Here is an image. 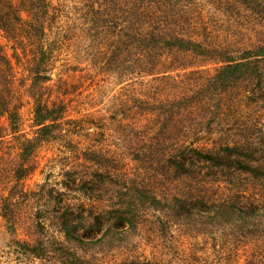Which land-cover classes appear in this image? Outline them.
I'll list each match as a JSON object with an SVG mask.
<instances>
[{
	"label": "rangeland",
	"instance_id": "1",
	"mask_svg": "<svg viewBox=\"0 0 264 264\" xmlns=\"http://www.w3.org/2000/svg\"><path fill=\"white\" fill-rule=\"evenodd\" d=\"M48 1L51 17L60 26L84 29L83 2ZM223 9L206 1L198 7L216 43L244 47L264 36L263 26L240 24L233 11ZM74 39L71 47L56 50L50 80L42 89L44 99L61 100L67 106L60 125L49 132L53 136L23 161L18 142L23 138L17 140L6 119L0 118V264H65L66 255L55 259L59 251L88 264H176L178 260L225 264L227 259L231 264H245L253 241L228 251L234 248L229 240L235 232L205 224L208 234L192 235L187 227L204 220L195 216L202 213L201 201L260 194L262 187L239 165L251 163L250 156L244 159L226 144L251 145L259 153L256 157L264 159L260 154L264 151V95L235 86L207 91L221 65L196 58L174 64L171 58H163L160 68L180 66L154 79L116 74L88 79L83 71L86 62L78 64L74 59L78 41ZM0 42L9 54L13 52L1 33ZM17 53L23 61L29 51L24 55L18 49ZM16 73L13 103L18 99L21 104L19 130L31 139L37 127H33V101L27 93L30 80L21 68L16 67ZM66 91L70 94L63 95ZM182 95L189 101H182ZM141 102H152L159 115L143 113ZM69 120L74 122L67 124ZM197 123L202 126L200 132L182 134L183 127H199ZM184 141L183 151H172L176 142ZM194 149L208 150L211 158L198 156ZM19 164L25 171L18 179ZM140 191H153L159 198L188 194L193 197L195 215L183 214L164 234L158 229L166 216L176 217L177 203L154 211L143 206ZM117 207L125 212V220L118 217ZM3 214L16 220L15 232H8ZM38 243L48 252L45 258L26 250Z\"/></svg>",
	"mask_w": 264,
	"mask_h": 264
},
{
	"label": "trees",
	"instance_id": "2",
	"mask_svg": "<svg viewBox=\"0 0 264 264\" xmlns=\"http://www.w3.org/2000/svg\"><path fill=\"white\" fill-rule=\"evenodd\" d=\"M80 1L86 8L84 29L72 28L70 25L60 26L55 16L51 17L53 8L48 0H0V33L5 42L11 44L13 50L9 54L6 46L0 42V118L6 119L11 134L17 140L23 138L18 141L23 161L29 159L41 142L53 136L49 132L58 127L65 116L67 106L61 100L56 102L44 99L42 89L44 83L50 80L56 50L71 47L73 36L74 40L78 39L74 59L78 64L86 62L83 71L88 79L96 76L107 78L115 74L143 78L151 76L154 79L158 76L164 77L166 72L180 66L179 64L174 67L175 69L170 68L172 65L160 68L163 58H171L173 64L182 58H196L201 62L221 65L216 69L217 74L212 78L211 86L205 88L207 91H218L220 88L224 90L235 86L246 92L252 90L256 95H264V36L244 47H236L231 43H216L208 30L207 22L201 17V11H198V7L204 1L212 5L217 3L226 11H233L240 24H249L254 28L255 23H258L264 27V0ZM18 49L24 55L29 51L25 60L20 59ZM16 67L21 68L23 74L26 73L27 79L30 80L27 93L33 101V127H37L36 137L31 139L21 135L19 130L21 104L18 99L16 104L13 103L16 92L14 82ZM73 68L77 69V66ZM254 79L257 80L255 84ZM245 81L247 83L243 84ZM205 89L203 91H206ZM65 94L70 93L66 91L63 95ZM174 97L169 96L171 99H175ZM180 99L186 103L190 97L182 95ZM141 104L140 109L143 113L159 115L158 111L151 108L152 102ZM176 112L178 111L168 113ZM161 114L163 115V112ZM198 125L199 127L194 128L183 127L182 134L187 137L188 134L200 132L202 126L200 123L196 126ZM185 146V141L176 142L172 151L181 152ZM251 147V145L250 148L243 147L241 143H233L232 147L226 144V148L239 150L238 155L242 153L244 159L250 156L251 163L239 165L250 172L262 187L260 194L256 193L255 196L246 198L241 195L228 200L201 201L199 203L202 213L197 212L195 215L196 206L192 202L193 197L188 194L162 195L159 198L153 191H140L143 206L154 211L167 209L169 202L177 203L176 217L166 216L158 230L165 234L177 225L175 220L179 223L181 220L178 219L189 213L190 216L195 215L204 220L194 221L195 225L189 226L191 229L187 227V230H190L188 233L208 234V231H204L205 224L210 228L231 230L235 233L231 235L229 242L234 248L228 251H236L238 246L253 241L254 249L246 257L245 264H264V159L257 158L256 155L259 153L256 154ZM201 151L194 149L193 153L206 160L211 158L208 150L204 153ZM260 154H264V151ZM24 171L23 164L15 168L18 179L23 176L21 172ZM115 212L119 218L125 220V212L121 208L117 207ZM3 218L8 232H15L16 220L5 214ZM68 234L65 233L66 238ZM168 238H171L170 235ZM74 239L78 240L76 237ZM26 250L29 255L36 258L48 256L42 243L29 245ZM62 252L59 251L55 259L66 255L65 264H88L73 254ZM230 260L227 259L225 264H231ZM178 261L176 264H182ZM140 264L171 263L145 261Z\"/></svg>",
	"mask_w": 264,
	"mask_h": 264
}]
</instances>
